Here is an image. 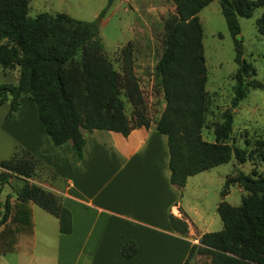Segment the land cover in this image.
I'll list each match as a JSON object with an SVG mask.
<instances>
[{
    "label": "trees",
    "instance_id": "16d2710c",
    "mask_svg": "<svg viewBox=\"0 0 264 264\" xmlns=\"http://www.w3.org/2000/svg\"><path fill=\"white\" fill-rule=\"evenodd\" d=\"M175 11L165 21L164 46L155 62L160 76L164 106L155 128L166 135L170 182L182 187L189 175L208 169L234 157L238 162L250 153L225 139L232 128L233 114L226 108L224 119L214 126V139L202 136L207 91L206 63L202 43L199 10L211 0H172ZM234 46V71L231 107L238 104L248 87H261L253 77V64L243 57L239 16H249L263 7L255 19L259 34L264 35V0H218ZM111 0L90 20L79 19L66 12L41 11L28 14V0H0V67L16 71V83L0 82V101H9L8 114L16 110L19 97L33 100L38 116L58 145L69 140L77 157L82 156L85 137L82 129L103 128L126 135L133 127H148L150 120L138 113L132 122L124 111L120 96L125 86L134 104L141 95L133 80L130 48L122 52V71L108 58L99 34V22ZM264 142V141H261ZM264 151L261 157L264 160ZM40 160L23 147L0 160V184L15 178L12 185L16 200L32 201L58 218L59 230L72 228L71 212L51 190L30 182ZM233 184L245 194L239 204L223 199ZM221 199L216 211L222 227L201 233L192 244L184 264L195 254H207L208 264H264V172L252 169L226 176L220 188ZM0 225L11 219L29 225L22 212L11 214L12 202L6 195L2 202ZM28 215V210H25ZM171 225L185 233V220L169 213ZM9 237L13 229L8 230ZM133 239H126L120 253L125 258L137 252Z\"/></svg>",
    "mask_w": 264,
    "mask_h": 264
},
{
    "label": "crops",
    "instance_id": "0c3cea01",
    "mask_svg": "<svg viewBox=\"0 0 264 264\" xmlns=\"http://www.w3.org/2000/svg\"><path fill=\"white\" fill-rule=\"evenodd\" d=\"M16 80V74L0 67V82ZM8 109V99L0 101V160L16 147L34 154L40 160L37 170H47L54 183L41 185L70 210L72 228L61 232L55 215L32 201L18 202L4 181L0 216L9 194L11 214L20 210L29 225L11 215L0 225V264H184L201 233L222 227L214 211L209 214L203 204L184 201L189 189L192 199L202 202L212 167L189 175L182 187L171 183L166 135L155 128V122L133 127L126 135L82 129L85 143L78 158L69 140L52 142L32 99L22 95L17 109L11 114ZM220 199L219 193L215 208ZM169 213L186 221L185 233L171 225ZM9 229H13L11 237ZM126 239H133L138 247L130 258L120 253Z\"/></svg>",
    "mask_w": 264,
    "mask_h": 264
},
{
    "label": "rangeland",
    "instance_id": "374dc122",
    "mask_svg": "<svg viewBox=\"0 0 264 264\" xmlns=\"http://www.w3.org/2000/svg\"><path fill=\"white\" fill-rule=\"evenodd\" d=\"M108 0H28V14L38 12H66L69 15L90 20L106 5ZM263 7H257L249 16H239L240 36L242 38L243 57L255 67L254 78L262 82L261 87H248L246 95L237 105L231 107L234 95L233 74L237 67L234 59L233 40L220 10L218 0H211L203 6L198 16L202 25V43L206 63L207 91L204 123L201 128L205 139H214V126L224 119V111L229 108L233 114L232 128L225 141L245 148L250 155L243 162L234 157L210 168L207 193L199 203L192 199L186 190L184 201L188 204H203L207 213H218L215 200L219 196L222 175L234 176L238 172L255 169L264 172V35L257 32L255 19ZM175 11L172 0H111L105 14L99 22V34L105 52L115 69L122 71L123 49L130 48L131 70L134 83L141 95L140 103L134 104L125 86L121 87L120 96L124 102V111L129 120H138L142 111L144 117L155 122L164 106L160 76L156 73L155 62L164 46L166 17ZM11 72V71H10ZM17 75L16 71H12ZM89 131V130H88ZM264 153V152H263ZM31 182L49 186L54 184L47 170H37L28 178ZM222 179V181H220ZM11 188L17 183L15 178L8 181ZM41 185V186H42ZM195 188V186L193 187ZM13 190V188H12ZM225 199L232 204H239L245 191L235 184L229 187ZM199 193V192H198ZM198 202V203H197ZM207 254L195 253L188 264H208Z\"/></svg>",
    "mask_w": 264,
    "mask_h": 264
}]
</instances>
